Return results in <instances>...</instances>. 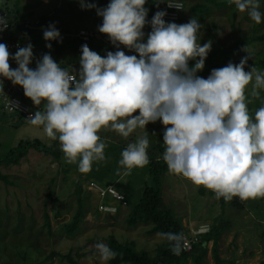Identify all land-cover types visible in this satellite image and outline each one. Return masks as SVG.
I'll use <instances>...</instances> for the list:
<instances>
[{"label":"clouds","instance_id":"obj_1","mask_svg":"<svg viewBox=\"0 0 264 264\" xmlns=\"http://www.w3.org/2000/svg\"><path fill=\"white\" fill-rule=\"evenodd\" d=\"M231 2L256 24L261 23L258 0ZM80 3L82 8L96 9L102 18L98 31L108 37L115 52L102 57L84 44L78 71L71 65L62 68L47 53L33 69L29 66L33 62L31 43L18 46L14 56L0 43V78L21 87L34 106L43 104L42 111L30 116V123L42 127L49 140H58L66 163L77 164L81 173H88L93 162L105 160L106 145L98 135L101 130L127 138L137 128L145 130L146 125L160 121L163 160L171 174L197 188L203 186L217 199L264 198V107L253 117L246 95L251 84V96L259 98L264 71L256 67L245 71V57L239 64L229 62L213 69L207 78L198 76L212 42L203 46L198 42L201 24L196 18L179 25L166 23V12L157 11L149 22L146 0H110L105 8L84 0ZM146 24L151 31L145 39ZM7 25V19L0 17V32ZM43 38L46 42L60 40L54 24L43 30ZM120 46L135 54L126 55ZM46 47L51 49V43ZM189 61L195 63L190 67ZM148 147L145 131L122 151L119 164L125 175L149 163ZM160 235L179 255L181 236ZM95 247L104 261L118 255L104 243Z\"/></svg>","mask_w":264,"mask_h":264},{"label":"rangeland","instance_id":"obj_2","mask_svg":"<svg viewBox=\"0 0 264 264\" xmlns=\"http://www.w3.org/2000/svg\"><path fill=\"white\" fill-rule=\"evenodd\" d=\"M109 2L84 0L86 4L95 3L97 8H105ZM258 3L262 14L260 24L251 20L247 12H239L231 0H186L176 24H185L192 18L198 20L201 24L197 33L198 42L201 46L212 42L208 56L213 55L217 69L229 62L239 64L241 59L248 57L245 71L251 67L264 71V0H258ZM0 10L11 17L17 16L20 22L30 23L31 30L26 34L15 30L8 32V36L18 39L23 46L28 41L32 44L37 41L38 48L44 45L47 54L51 53L53 60L62 68L71 65L78 71L81 54L65 48L54 54L53 47L48 49L41 33L50 24L55 25L60 37L69 39L75 38L83 28H89L86 30L96 42L111 47L108 37L98 31L102 18L97 15L96 9L82 8L80 0H0ZM83 20L90 23L83 26ZM65 24L77 26L66 29ZM230 45L235 47L223 58L220 53ZM125 54L135 53L125 51ZM12 62L10 59L9 63ZM207 69L208 66L204 65L197 75L207 78L210 75ZM258 91L259 97H263L264 90ZM251 92L250 84L246 89L247 97L251 96ZM26 101L27 105L43 110V104L34 106L30 99ZM14 120L17 125L7 121L5 125H0V157L19 141L34 139L52 148V154L44 155L31 149L16 165L0 164V174L5 177V180H0V264H69L68 256L79 264H106L95 246L105 244L109 237L132 246L136 252L144 251L150 257L165 244L159 234L149 233L152 228L150 223L129 226L126 222L128 207L119 210L116 215L101 214L98 211L100 199L87 188L88 183L93 181L101 186L111 185L122 193L132 190L129 200L131 204L136 202L149 180L147 165L133 168L130 174L125 175L126 170L119 164L121 153L129 144L128 138L121 136L117 140V132L101 130L98 135L106 145L105 160L93 162L90 172L81 173L77 164L66 163L58 140H49L42 127L16 116ZM148 129L155 133L164 131L160 121L146 125L145 130L137 128L135 132L138 136L133 143L145 135V131L149 140L151 133ZM154 140H150L149 145ZM161 188L164 206L181 221L185 230L193 229L195 225L217 228L221 264L264 262V198L247 200L242 204L235 203L236 197L231 201H225L223 197L217 199L203 186L197 188L169 171L162 178ZM79 202L84 217L77 230L70 235L65 226L71 223ZM45 215L49 219V227L46 226ZM211 247L212 242L203 246L206 255L202 264H215ZM187 264H192L190 259Z\"/></svg>","mask_w":264,"mask_h":264},{"label":"trees","instance_id":"obj_3","mask_svg":"<svg viewBox=\"0 0 264 264\" xmlns=\"http://www.w3.org/2000/svg\"><path fill=\"white\" fill-rule=\"evenodd\" d=\"M159 0H146L147 3V21H151ZM13 22L16 24L19 22L17 16L13 17ZM16 30H22L25 34L26 31L30 29H24L22 26H16ZM12 30V31H15ZM151 31L150 24H146L144 28L145 39L147 34ZM28 35V34H27ZM41 39L43 41V33H41ZM46 42V41H45ZM46 43H51L54 48L53 53L59 54L62 49L70 50L75 54L81 53V46L87 44L88 47L97 52L100 56H106L107 52H115L113 46L105 47L101 43L96 42L93 39H90L87 42L81 41L79 38H64L60 37L59 41H50ZM61 43V44H60ZM235 47V45H230L222 50L220 53L223 58L227 57V55L231 52V50ZM56 56V55H55ZM53 58V57H52ZM195 62H189V66L191 67ZM205 66H208L207 73H211L213 69H217V66L213 62V55L207 56L205 60ZM28 98H25V102H27ZM248 109L250 114L253 115L256 110L260 107H264V96L259 98H253L252 96L248 97ZM5 115H1L0 119H6ZM19 118V117H18ZM21 119V118H19ZM23 120V119H21ZM163 133L162 132H151L150 140H154L152 145H149L147 149V155L149 159V163L147 164V175H148V185L145 184L142 188L140 197L136 200L135 203L130 202L129 198L132 196V192L123 193L128 201V209L129 213L127 215L126 222L129 226H135L136 224H148L152 225L150 234H159L160 233H175L181 236L180 245L182 249V240L185 235L188 234V230H185L181 221L178 218H175L172 211L166 206H164V201L162 199V188L161 181L163 176L167 173L168 169L166 163L163 160V153L165 151V145L163 144ZM35 150L44 155H51L52 148L46 146L44 143L39 141L38 139L34 140H26L19 141L17 145L13 148H10L7 153L0 157V164H12L16 165L20 159L26 156L29 150ZM0 180H5L0 174ZM235 203H244L246 201H239L237 197L235 198ZM84 217V213L82 210L81 202L78 204L77 211L72 218L71 223L65 226L66 232L68 234H73L74 231L77 230L78 224L81 219ZM46 226L49 227V219L47 215H45ZM161 236V235H160ZM165 240V244L158 247L156 254L153 257H150L148 253L144 251L136 252L132 246L124 245L119 242L114 237H109L106 241V245L110 247L113 251H115L118 255L115 259L109 260L106 264H187L190 259L192 264H202V260L206 255V250L203 249V246L209 242H212L211 252L212 257L214 259L215 264H221L222 260L219 257L218 250V242L220 239V234L214 226L210 225V232L204 236L200 237L199 245H195L191 248L190 251L181 250L179 255L173 253L172 244L163 236H161ZM196 252V254H195ZM69 264H79L72 258L68 256ZM261 264H264L262 262Z\"/></svg>","mask_w":264,"mask_h":264},{"label":"built area","instance_id":"obj_4","mask_svg":"<svg viewBox=\"0 0 264 264\" xmlns=\"http://www.w3.org/2000/svg\"><path fill=\"white\" fill-rule=\"evenodd\" d=\"M186 0H165L164 5L161 11L166 12V16L164 17L165 22H174L176 23L185 8ZM0 17L6 18L8 21L7 28L0 32V43L6 44L10 54L15 55L16 51L19 47H24L22 43L11 36H8L7 33L14 30L16 26H22L24 29H30L29 24L27 22H17L16 24L13 22L11 16L7 14V12L0 10ZM31 30V29H30ZM76 37L81 41L87 42L90 39L94 40V37L87 30H80ZM112 45V44H111ZM113 46V45H112ZM114 51H116V47H114ZM120 50L129 51L123 46H120ZM44 55V51H39L37 53V57L41 59ZM13 61V60H12ZM36 58L33 55V62L29 65L31 68L36 67ZM11 67L15 69L17 67L16 63L13 61ZM3 85H0V116H16L23 120L29 121L30 116L34 114L37 109L36 107L29 106L25 103V96L23 89L19 86L13 85L11 81L4 80ZM38 110V109H37ZM88 190L97 195L100 199V203L98 205V211L103 215H116L119 210L124 209L128 206V201L125 195L116 190L111 185L101 186L96 182H89L87 186ZM237 200L241 201L238 197ZM188 234L183 237L182 240V250L190 251L191 248L198 240H200L201 236H204L210 232V225H199L195 226V228H191L188 230Z\"/></svg>","mask_w":264,"mask_h":264},{"label":"crops","instance_id":"obj_5","mask_svg":"<svg viewBox=\"0 0 264 264\" xmlns=\"http://www.w3.org/2000/svg\"><path fill=\"white\" fill-rule=\"evenodd\" d=\"M164 2H165V0H159L158 1V3H157V7H156V10H155V13L157 12V11H161V9H162V7H163V5H164ZM154 13V14H155ZM15 16V15H14ZM12 19H13V17H11ZM15 18V17H14ZM20 22V21H19ZM18 22V23H19ZM82 23H83V26H87L88 24L87 23H90V22H88L87 20H83L82 21ZM81 23V24H82ZM75 26H77V25H66L65 24V27H66V29H73ZM84 30H88L89 28H83ZM16 30V29H15ZM28 43H30V41H28L27 42V44ZM36 43H37V41H34V45L32 44V42H31V44H32V46H33V55L34 56H36L37 55V53L39 52V51H44V54H46L47 53V50H45L46 48H44V45L39 49L38 47H36L37 45H39V44H37L36 45ZM26 46V45H25ZM24 46V47H25ZM103 46H105V47H107L106 45H103ZM50 55H51V53H49ZM51 57H52V55H51ZM36 58V57H35ZM38 60H40V58H39V56L36 58V61H38ZM11 64V63H10ZM76 66V65H75ZM80 67V66H79ZM4 118H6V119H4V120H2L3 118H1L0 119V125L1 126H3V125H5L6 123H5V121H7V122H14L15 120H14V116H8V117H4ZM16 122V121H15ZM13 123L14 125L16 124V123ZM17 125V124H16ZM148 132L149 133H151V132H153V130L152 129H148ZM112 135H114V134H112ZM138 136V135H137ZM136 132L134 131L133 133H131L130 135H129V137H127L128 138V140H129V143H133L134 142V139H136ZM121 136L119 135V134H116V139L117 140H119V138H120ZM131 192H132V190H130ZM130 192V193H131ZM195 226H197V225H195Z\"/></svg>","mask_w":264,"mask_h":264}]
</instances>
